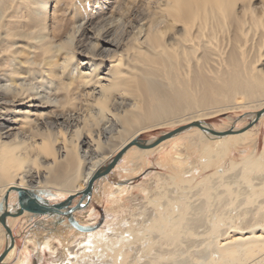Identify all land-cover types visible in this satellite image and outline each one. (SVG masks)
Returning <instances> with one entry per match:
<instances>
[{
  "label": "bare ground",
  "instance_id": "bare-ground-1",
  "mask_svg": "<svg viewBox=\"0 0 264 264\" xmlns=\"http://www.w3.org/2000/svg\"><path fill=\"white\" fill-rule=\"evenodd\" d=\"M263 58L264 0H0V203L11 186L54 189L66 200L141 133L226 111L259 112ZM76 100L90 104L88 117L67 109ZM194 130L185 137L190 162L158 163L169 174L154 177L147 191L155 203L143 216L148 225L133 222L114 238L85 234L75 245L62 239L65 264H264V150L254 155L253 131L218 137ZM22 131L41 140L29 143ZM177 135L149 149L130 147L107 176L121 172L128 154L157 152ZM242 143L252 146L249 154L224 164ZM34 169L44 174L29 181ZM107 176L95 181L89 200L100 199L97 185ZM125 190L109 187L108 194L114 201ZM22 217L68 227L65 216ZM32 236L37 249L52 246ZM14 254L15 247L2 264Z\"/></svg>",
  "mask_w": 264,
  "mask_h": 264
},
{
  "label": "rangeland",
  "instance_id": "rangeland-1",
  "mask_svg": "<svg viewBox=\"0 0 264 264\" xmlns=\"http://www.w3.org/2000/svg\"><path fill=\"white\" fill-rule=\"evenodd\" d=\"M52 5L53 4L51 1L48 10L52 8ZM139 6L141 10L144 9L142 5L139 4L138 7ZM150 19H151V15H150ZM143 22H145V20ZM262 62L263 65L259 66V68H262L264 71V58ZM77 93L78 92H76V95ZM238 101H240V99H238ZM66 106L67 109L79 113L81 114V116H85V117H88L90 112L93 111L89 103H84V102L80 103L78 100L75 101L73 105L74 107L71 108L69 103L66 104ZM256 109L257 108L255 109L249 108L242 110L239 109L233 111H226L214 117L204 118L199 122L204 123L209 128L215 131H226L228 129H233V128H237V129L246 128L244 129V132H246L247 130L250 132L253 131L252 136L254 135L256 136V146H255L254 155L260 156L264 150V116H261L260 119L257 122H255L254 120L256 117L255 116L256 113H253L251 111H254ZM102 127L103 124L101 123V125L98 126V129ZM247 127L249 128L247 129ZM176 128H178V126L162 127V128L160 127L152 131L141 133L140 135H138V137L137 136L136 137L140 141H150L153 138H159ZM194 128L195 127L190 128L184 131L183 133L177 135L172 141L169 140L168 142H166L164 147L157 152L150 151L148 154H144L141 157H137L135 152L125 156L124 159L120 162L121 164H119L120 168L122 169L121 172L115 171L114 173H111V175L107 176V181L104 182L102 188H101V184H99L100 186L97 185L98 192L100 193V199L98 198L97 200H94L90 198V200L88 201L85 200L84 202L86 204L84 203L85 206L83 209H81V212L83 211V214L75 211L72 214V219L69 218L62 219L63 223H65L68 227H65L63 225L58 227L47 225L45 223L47 222V220L46 219L38 220L40 218L27 219L20 216L11 219L10 220L11 226L9 225V227L14 240L15 254L13 258L10 261H8L6 264H18L20 260H25V264H65L67 263L65 262V257L61 258L62 239H66V240L70 239L75 245L79 241H81L82 236L85 234L91 235L103 231L109 236H111V238H114L115 237L114 234L118 232L121 233L127 232V230L130 229L134 223H135L134 227L137 226L138 228L139 225L141 227L147 226L148 224H146L147 222H145V218L143 216L149 214L153 209L151 207H154L153 204H155L153 202V198L150 197L152 196V193H148L147 191L149 189H154L153 185L156 180V178L154 179V177L159 176L162 179H166V177L169 174L168 171L158 163L162 161L164 157L174 158V159L176 157V158H181V160L184 157H186L188 159L186 162H190L191 161L190 155H192L193 152L189 151L188 153L189 156H187V154L185 153L189 145L185 137L186 135L193 133V131H195ZM22 133L23 134L21 135L25 139H28L29 143H31L32 140L33 141L41 140V137L36 136L37 134L35 133H30L26 131H22ZM255 136L254 137L250 136L249 140H251V138H255ZM245 144L242 143L240 144L241 146H238L236 149H233L229 158L225 159L224 164L227 165L230 161L240 163L242 156L244 157L246 156V154H249L252 148L250 144H247V146ZM243 145L246 148L243 147ZM29 151H30V155L32 154L34 156L35 154H37L36 151L32 149H30ZM244 151H246V153H244ZM91 152L93 151H88L90 155ZM112 160L113 158L106 160L100 166V168H102V166L104 167L108 166V164H110ZM147 162L149 166L148 168L145 167V169L143 170L142 167L144 168ZM138 167H139V171H138L139 173H135L134 170H136ZM123 170H126V172H122ZM43 172H44L43 169H34L33 173L35 175H33L34 177L32 179H29V181H35L36 174L43 175L44 174ZM211 173L212 171L204 172L199 175V178L197 180H200L201 178ZM233 173H235V171H232L230 174ZM117 186L125 187L127 189V192L125 190L123 192L126 194H124L123 192H121L120 194L118 193V196L117 193H114L115 195L113 196L116 197V199L113 201L108 194L109 187L115 188ZM106 189H108L107 190L108 192H106ZM41 190H45V189H37V191H41ZM42 193L43 194L41 197H43L44 200H46L49 204H55L64 200V196L59 195V193L57 191H54V189L51 190V192H42ZM10 197L11 198L9 200V207L14 205L15 202L14 198H16V194L11 193ZM150 199L152 201H150ZM78 200L79 198H77L73 202V204H76ZM87 213L88 215L90 213L91 215L90 218H87L88 217ZM87 219H90L89 223H85V220ZM137 219H139L138 220L139 222L137 221ZM39 221H41L40 222L41 224L40 223L37 224ZM71 221L74 223H72ZM79 227L83 229L79 230ZM0 229L1 230L3 229L1 225H0ZM56 231L58 232L55 233ZM32 234L36 235L37 240H41L44 238L51 239L52 246L49 249H47L46 247L37 249L34 243L30 242L32 239H34V236H32ZM7 237H8L7 233L3 229L2 240L0 238V245H1L0 255L6 248ZM9 242H10V238H9ZM72 251L73 253H77L76 257L78 258L81 255L80 253L82 252V249L79 250L75 248L72 249ZM88 259H90V257ZM94 264H97V262H95Z\"/></svg>",
  "mask_w": 264,
  "mask_h": 264
},
{
  "label": "water",
  "instance_id": "water-1",
  "mask_svg": "<svg viewBox=\"0 0 264 264\" xmlns=\"http://www.w3.org/2000/svg\"><path fill=\"white\" fill-rule=\"evenodd\" d=\"M263 114H264V108L256 113L255 115L256 117L254 121L257 122ZM190 127H196L205 133H209L213 136H218V137L240 134L244 132V129H246V128L238 129V130L228 129L226 131L218 132V131H214L212 129L205 127L200 122H191L189 124H186L185 126H180L172 130L171 132L157 138L151 144H145L144 141H140L137 138H135L128 144V146L124 147L123 150H121L119 153L115 155V157L110 162V164H108V166L104 167L102 171H97L92 176V178L89 180L84 190L74 195L69 196L66 200L62 202H58L55 204H49L48 202H45L41 198V195H39L38 193L34 191L33 187H31L30 189L23 188V187H16V186H11L10 188H8V190L6 191L3 197V204L0 203V225L7 233V236L10 238V242L8 246L5 248V250L2 252V254L0 255V264L4 263V260L7 257L8 253L10 252V250L14 248V240L11 234V230L6 224L7 218H17V217L22 216L24 212H27V213L35 214V215L55 214V215L65 216V217H68L69 219H72L71 215L75 211L83 208L84 203H85L84 201L86 199L87 201L89 200L88 198L90 197L92 193V189H93L95 181L101 177L107 176L115 168V166L118 164L122 156L125 154V152L130 147L136 146L139 149H149V148L159 145L160 143L172 138L173 136L179 134L180 132ZM248 128L249 127H247V129ZM11 192L16 194V204H15L16 210L15 211L8 210V204H9ZM77 198H79V200L77 201L76 204H73L74 200ZM79 229H83V228L79 227Z\"/></svg>",
  "mask_w": 264,
  "mask_h": 264
},
{
  "label": "crops",
  "instance_id": "crops-1",
  "mask_svg": "<svg viewBox=\"0 0 264 264\" xmlns=\"http://www.w3.org/2000/svg\"><path fill=\"white\" fill-rule=\"evenodd\" d=\"M36 193H38L39 195L43 194L42 192H51L50 191H47V190H41V191H37V190H34ZM42 196V195H41Z\"/></svg>",
  "mask_w": 264,
  "mask_h": 264
}]
</instances>
